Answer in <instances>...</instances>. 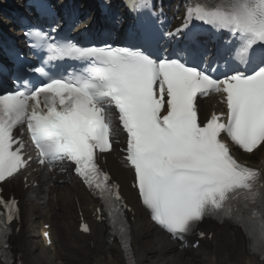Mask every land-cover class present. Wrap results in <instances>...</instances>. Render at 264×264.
<instances>
[{
	"label": "snow or ice",
	"instance_id": "snow-or-ice-1",
	"mask_svg": "<svg viewBox=\"0 0 264 264\" xmlns=\"http://www.w3.org/2000/svg\"><path fill=\"white\" fill-rule=\"evenodd\" d=\"M127 6L138 30L124 45L83 46L57 40L59 25H25L26 41L48 53L44 63L87 66L58 77L37 67L46 80L0 93V224L10 227L19 216L3 184L33 163L49 171L68 163L102 201L96 218L119 221L125 245L131 209L98 164L99 154L115 150L118 124L126 133L121 154L137 199L162 232L183 241L206 217L228 219L264 254V177L233 154V148L253 155L264 150V0H185L183 23L169 31L153 27L163 15L153 0H128ZM211 30L231 36L209 58L197 37ZM178 39L185 42L171 52L156 47ZM212 93L225 111L201 118L200 98ZM29 145L34 155L25 152ZM80 228L90 231L82 220ZM2 246L10 248L7 240Z\"/></svg>",
	"mask_w": 264,
	"mask_h": 264
},
{
	"label": "bare ground",
	"instance_id": "bare-ground-1",
	"mask_svg": "<svg viewBox=\"0 0 264 264\" xmlns=\"http://www.w3.org/2000/svg\"><path fill=\"white\" fill-rule=\"evenodd\" d=\"M211 108L208 101L202 103L203 111L209 112ZM242 157L258 161L264 159V150L254 155L244 153ZM105 163L113 178L120 183L126 200L133 207L131 230L136 264H264V260L246 252L242 232L226 224L204 222L202 228L210 232L211 236L202 238L195 249L185 243L174 242L161 230L150 226L129 186L130 171L122 164L119 155L115 152L106 155ZM29 176L38 182L36 189L32 188L34 195L22 191L21 188L17 189L16 194L22 199L23 216L28 218L27 221L32 218V222L39 226L46 221L52 223L56 241L53 247L46 250L49 249L50 253L51 250H57L53 254V263L127 264L123 250L115 242L108 244L104 241L103 226L93 219L95 214L92 215L96 204L75 180H69L63 175L47 176L44 172L41 175L30 173ZM58 179L68 181V197L64 193H57L56 201H53L48 196L57 191L54 183ZM80 211L90 220L88 235L77 229ZM25 224L24 218L17 233L12 235L13 247L20 253L25 264L47 263L43 255V240L35 230L25 227ZM96 252L108 262L99 261Z\"/></svg>",
	"mask_w": 264,
	"mask_h": 264
},
{
	"label": "rangeland",
	"instance_id": "rangeland-1",
	"mask_svg": "<svg viewBox=\"0 0 264 264\" xmlns=\"http://www.w3.org/2000/svg\"><path fill=\"white\" fill-rule=\"evenodd\" d=\"M98 254H100V253H98ZM43 255H44V258H46V260H47V263H45V264H55V263H53V260H52L53 258L50 256V254L48 252L44 251L43 252ZM98 256H99V258H101V255H98ZM99 258H98V260L101 261V262H103L102 259H99ZM107 262L105 260V262H103V263H107Z\"/></svg>",
	"mask_w": 264,
	"mask_h": 264
}]
</instances>
